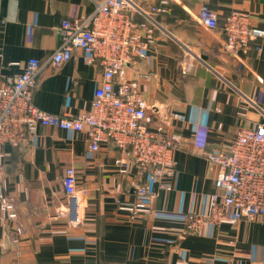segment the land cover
Returning <instances> with one entry per match:
<instances>
[{"label":"crops","instance_id":"crops-1","mask_svg":"<svg viewBox=\"0 0 264 264\" xmlns=\"http://www.w3.org/2000/svg\"><path fill=\"white\" fill-rule=\"evenodd\" d=\"M202 3L221 22L245 10L264 28V0H170V11L155 15L150 60L139 61L128 76L140 79L150 109L182 115L170 122L184 137L174 153L171 189H159L152 209L132 218L117 201L136 199L129 185L136 166L124 175L115 164L129 154L112 143L92 151L83 131L41 125L29 143L0 150L6 166L0 201L14 203L18 213L11 219L0 210V264H264V217L234 219L229 209L220 226L183 234L186 212H206L219 191L218 166L205 154L229 146L241 126L264 122V37L247 54L227 52L221 33L196 21ZM92 8L90 0H0V83L31 57L45 61L59 43L62 20ZM150 71L156 76L141 78ZM102 73L76 50L59 66L43 68L33 102L58 115L87 111ZM70 164L88 189L79 227L58 213L67 204L62 178Z\"/></svg>","mask_w":264,"mask_h":264},{"label":"built area","instance_id":"built-area-1","mask_svg":"<svg viewBox=\"0 0 264 264\" xmlns=\"http://www.w3.org/2000/svg\"><path fill=\"white\" fill-rule=\"evenodd\" d=\"M90 1V13L62 20L59 43L45 61L31 57L20 73L0 83V150L5 144L29 143L41 125L83 131L92 151L112 143L129 154V158L115 160L121 174L128 173L131 163L136 166L135 175L129 179L136 199L117 201L120 210L136 218L152 209L159 189H171L177 167L174 153L184 142L183 135L170 125L182 117L181 113L150 109L141 93L140 79L128 76L139 61L150 60L149 50L157 40L155 15L168 13L170 0L148 5L142 0ZM196 21L219 31L224 49L234 55L247 54L264 37V28L256 26L245 10H233L221 22L216 11L202 3ZM76 50L87 64L103 69L90 109L58 115L38 108L32 96L41 71L46 65L59 66ZM154 76L150 71L141 78ZM205 158L218 166L215 186L219 191L210 195L206 212H186L183 234H200L208 223L220 226L229 209L234 219L264 217V122L241 126L229 146L209 151ZM5 173L6 166L0 162V192ZM62 186L67 204L58 213L66 217L69 227H79L88 189L79 186L77 169L71 164L64 169ZM0 210L11 219L18 214L14 203L6 200L0 201ZM173 248L178 249L179 243Z\"/></svg>","mask_w":264,"mask_h":264},{"label":"rangeland","instance_id":"rangeland-1","mask_svg":"<svg viewBox=\"0 0 264 264\" xmlns=\"http://www.w3.org/2000/svg\"><path fill=\"white\" fill-rule=\"evenodd\" d=\"M155 0H142V2L145 4V5H148L152 2H154Z\"/></svg>","mask_w":264,"mask_h":264}]
</instances>
